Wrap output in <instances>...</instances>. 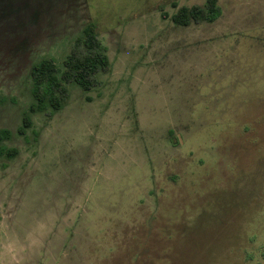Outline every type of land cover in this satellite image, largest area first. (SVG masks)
Instances as JSON below:
<instances>
[{
  "label": "rangeland",
  "instance_id": "1",
  "mask_svg": "<svg viewBox=\"0 0 264 264\" xmlns=\"http://www.w3.org/2000/svg\"><path fill=\"white\" fill-rule=\"evenodd\" d=\"M0 0V128L92 21L111 68L0 158V264H264V0Z\"/></svg>",
  "mask_w": 264,
  "mask_h": 264
},
{
  "label": "trees",
  "instance_id": "2",
  "mask_svg": "<svg viewBox=\"0 0 264 264\" xmlns=\"http://www.w3.org/2000/svg\"><path fill=\"white\" fill-rule=\"evenodd\" d=\"M221 13L217 0H205L202 4L179 6L170 18L176 25L187 26L191 23H212ZM110 68L107 49L98 37L96 25L89 21L71 40L69 51L60 65L49 56L31 64L28 71L30 102L23 110L21 123L14 133L25 137L32 126L31 117L34 114L50 118L67 103L72 86L83 92L91 91L101 85L100 76L108 73ZM14 133L11 129L0 128V158L11 159L16 155L17 150L4 143Z\"/></svg>",
  "mask_w": 264,
  "mask_h": 264
}]
</instances>
